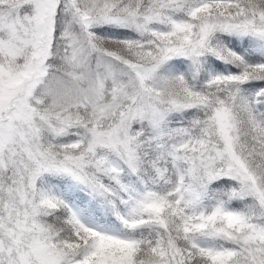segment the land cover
I'll list each match as a JSON object with an SVG mask.
<instances>
[{
  "label": "snow or ice",
  "instance_id": "obj_1",
  "mask_svg": "<svg viewBox=\"0 0 264 264\" xmlns=\"http://www.w3.org/2000/svg\"><path fill=\"white\" fill-rule=\"evenodd\" d=\"M0 264H264V0H0Z\"/></svg>",
  "mask_w": 264,
  "mask_h": 264
}]
</instances>
